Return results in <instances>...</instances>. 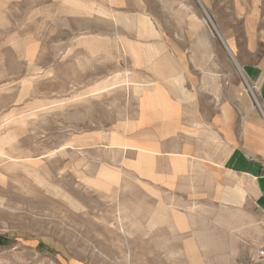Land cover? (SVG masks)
<instances>
[{"label": "rangeland", "instance_id": "obj_1", "mask_svg": "<svg viewBox=\"0 0 264 264\" xmlns=\"http://www.w3.org/2000/svg\"><path fill=\"white\" fill-rule=\"evenodd\" d=\"M260 65L264 0H0V264H259L254 202L179 108L257 107Z\"/></svg>", "mask_w": 264, "mask_h": 264}, {"label": "crops", "instance_id": "obj_2", "mask_svg": "<svg viewBox=\"0 0 264 264\" xmlns=\"http://www.w3.org/2000/svg\"><path fill=\"white\" fill-rule=\"evenodd\" d=\"M248 76L258 91L257 107L252 104L248 94L242 93V89L233 88L227 104L225 103L221 108L219 94L216 96L212 94L207 98L203 89L197 87L198 89L194 90L195 98L186 102L187 107L180 106L179 110L185 111L186 115L182 114L180 117L185 119L187 125L196 126V141L213 144L211 157L196 154V158H210L211 165L218 171L223 169L234 176L235 186L243 192L244 198L254 202L258 219L263 224L262 230H264V70L262 66L257 67L253 76ZM196 84L198 86V83ZM204 110L211 111L210 119L204 117ZM221 111L227 113H223L221 117ZM183 127L186 128L184 123ZM186 134L187 138H191V133L186 131ZM260 246L264 250V240ZM259 264H264V255Z\"/></svg>", "mask_w": 264, "mask_h": 264}, {"label": "built area", "instance_id": "obj_3", "mask_svg": "<svg viewBox=\"0 0 264 264\" xmlns=\"http://www.w3.org/2000/svg\"><path fill=\"white\" fill-rule=\"evenodd\" d=\"M250 91H251V90H250ZM253 98H254V97H253ZM259 254H260V255H264V251H263V250H260V251H259Z\"/></svg>", "mask_w": 264, "mask_h": 264}, {"label": "bare ground", "instance_id": "obj_4", "mask_svg": "<svg viewBox=\"0 0 264 264\" xmlns=\"http://www.w3.org/2000/svg\"><path fill=\"white\" fill-rule=\"evenodd\" d=\"M126 73V72H125ZM130 82V81H129ZM218 88V87H217ZM140 89V88H139Z\"/></svg>", "mask_w": 264, "mask_h": 264}]
</instances>
